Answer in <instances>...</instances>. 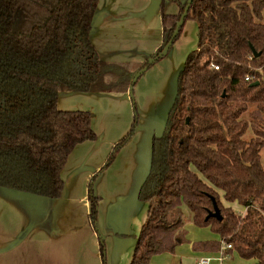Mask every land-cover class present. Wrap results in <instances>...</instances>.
I'll list each match as a JSON object with an SVG mask.
<instances>
[{"label": "trees", "instance_id": "trees-1", "mask_svg": "<svg viewBox=\"0 0 264 264\" xmlns=\"http://www.w3.org/2000/svg\"><path fill=\"white\" fill-rule=\"evenodd\" d=\"M99 1L0 0V188L60 199L69 156L97 135L90 112L59 109V94H126L148 67L101 60L90 39ZM187 1L177 15L162 13L156 55ZM187 20L198 26L197 48L179 73L163 134L153 137L138 195L148 213L129 264H151L185 244L186 210L192 224L219 237L194 249L211 245L206 250L215 253L225 243L232 246L226 254L264 264V0H193ZM134 110L131 130L89 181L94 230L100 198L93 183L135 134ZM213 199L221 221L207 219ZM100 253L107 264L103 241Z\"/></svg>", "mask_w": 264, "mask_h": 264}, {"label": "crops", "instance_id": "crops-1", "mask_svg": "<svg viewBox=\"0 0 264 264\" xmlns=\"http://www.w3.org/2000/svg\"><path fill=\"white\" fill-rule=\"evenodd\" d=\"M186 1L100 0L90 39L101 60L142 64L156 56L163 39L162 13L177 15L180 4ZM196 32L193 40L188 28H183L170 53L141 76L134 88L135 103L129 92L59 94V109L90 112L97 139L77 145L69 156L60 199L0 188V264H103L102 241L107 264L130 263L148 213V205L138 199V193L150 168L153 137L163 134L177 96L179 73L188 54L197 48L198 26ZM134 106L138 115L135 134L93 185L100 198L94 230L88 219V184L103 168L113 147L131 130ZM185 231L188 244L176 249L172 264H178L184 251L192 258L191 264H201L217 253L223 257L237 254H226L223 246L215 253L206 250L211 245L194 249V241ZM218 240V236L207 235L197 244ZM165 255L153 257L151 264H165L161 260ZM179 264H184L183 257Z\"/></svg>", "mask_w": 264, "mask_h": 264}, {"label": "rangeland", "instance_id": "rangeland-1", "mask_svg": "<svg viewBox=\"0 0 264 264\" xmlns=\"http://www.w3.org/2000/svg\"><path fill=\"white\" fill-rule=\"evenodd\" d=\"M196 22L193 20H187L185 25H184V29L188 28L189 32L191 33V37L193 38V40H195L196 36H197V32H196ZM190 41H192V39H190ZM197 43V41H196ZM135 88V87H134ZM133 102L135 103V94L133 91ZM137 108V107H136ZM264 155V153H263ZM95 182V181H94ZM94 185V183H93ZM93 190H94V186H93ZM236 208H239L238 206H235ZM241 209V208H240ZM238 211V210H237ZM186 216L188 218V221L186 222V225L184 228H186L187 232L189 233L190 236V241L193 242L194 244L197 243V241H199L200 238H204L207 235H210L212 238H216V234H214L210 228H195L192 224V222L190 221V217L191 214L186 210ZM188 244V243H186ZM189 246V245H186ZM223 246V245H221ZM177 252V251H176ZM175 252V254H176ZM167 257H163V259L161 258V260L164 261L165 264H172V262H174V258H176V255H165ZM183 257V263L184 264H191V259L189 257V254L187 252H183V254L180 255V258L178 259V264H179V260ZM209 258H211V262L210 264H256V261L252 260H246L243 259L241 257H239L237 254H233L230 256L225 255L223 257V255L221 253H217L214 255H210ZM222 260V261H221Z\"/></svg>", "mask_w": 264, "mask_h": 264}, {"label": "water", "instance_id": "water-1", "mask_svg": "<svg viewBox=\"0 0 264 264\" xmlns=\"http://www.w3.org/2000/svg\"><path fill=\"white\" fill-rule=\"evenodd\" d=\"M192 2H193V0H188L187 1V5L184 8V11H183L182 15L180 16V19H179V21L176 24L175 31H174V33H173L170 41L166 44V46L163 48V50L159 54H157L156 56H154L153 58H151V59L148 60V63H149L148 67L156 64L157 62H159L160 60H162L163 58H165L170 53V51L172 49V46H173L176 38L178 37V35L180 33V30L184 26V23H185V20H186V18L188 16L190 7L192 5ZM252 51H253V54H254L255 57H259L260 54L256 53V51L254 49H252ZM148 67H145V68L139 70L136 73V75L134 76V79L132 80L131 87H130V90H129V95H130L131 98H132L133 91H134V87H135L136 83L141 78V76L146 73V71L148 70ZM254 85H258V84H254ZM148 173H149V171H148ZM4 189H6V188H4ZM6 190L15 192L17 194L31 195V194L21 193V192H17V191L10 190V189H6ZM138 195H139V193H138ZM31 196H35V195H31ZM213 205H214V212H210L209 215H208V217H207V219H209L210 217H212V218H216L219 221H221L222 220V217H221L220 210H219V208H218V206L216 204L215 199H213Z\"/></svg>", "mask_w": 264, "mask_h": 264}, {"label": "built area", "instance_id": "built-area-1", "mask_svg": "<svg viewBox=\"0 0 264 264\" xmlns=\"http://www.w3.org/2000/svg\"><path fill=\"white\" fill-rule=\"evenodd\" d=\"M215 68L218 69L217 67H215ZM247 80H249V78H247ZM230 249H232L231 245L223 243V250L222 251H226V250H230ZM210 262H211V259H203L201 261V264H210Z\"/></svg>", "mask_w": 264, "mask_h": 264}]
</instances>
